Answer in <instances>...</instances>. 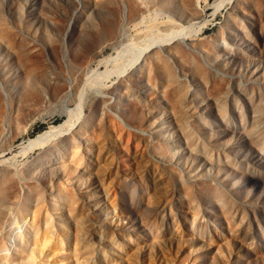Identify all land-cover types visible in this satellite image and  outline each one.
I'll return each mask as SVG.
<instances>
[{
  "label": "rangeland",
  "instance_id": "obj_1",
  "mask_svg": "<svg viewBox=\"0 0 264 264\" xmlns=\"http://www.w3.org/2000/svg\"><path fill=\"white\" fill-rule=\"evenodd\" d=\"M0 84V264H264V0H0Z\"/></svg>",
  "mask_w": 264,
  "mask_h": 264
},
{
  "label": "bare ground",
  "instance_id": "obj_2",
  "mask_svg": "<svg viewBox=\"0 0 264 264\" xmlns=\"http://www.w3.org/2000/svg\"><path fill=\"white\" fill-rule=\"evenodd\" d=\"M204 23V24H202ZM206 24V20L199 23V22H193V23H190L188 26H185V27H182L181 30L179 31H176V32H172L171 34H168V35H165V36H162V37H157V38H150L148 41H147V44L143 47H136L133 45V43H131V45H127L123 50V52H121L120 54L118 53V58H121L123 60V62H118V59H117V56L116 58H114L112 60V63L114 65L112 71H116L115 73L116 74H120L123 72V66L127 67V66H130V65H134L135 63L138 62V60L142 57L143 54H145L150 48L151 46L153 45H162V44H165L167 42H172V41H175L177 40L178 38H182L183 36H188L189 34H191L190 31L188 30H192L194 27H196V29L193 31V33H197L203 26L202 25H205ZM121 60V61H122ZM110 61V60H109ZM92 73L91 72V76H92ZM96 73V72H95ZM93 73L94 77H96L97 79H101L103 77H107V76H110L112 74L111 71H104L102 74H95ZM99 90V89H98ZM97 90V91H98ZM0 92L3 93L2 91V86L0 84ZM0 93V104H1V100H4L5 99V93H3V95ZM82 99V95H79L78 96V102H79V105L81 104V100ZM78 106V105H77ZM78 108V107H77ZM79 109V108H78ZM0 114H1V111H0ZM2 118V116H0ZM1 121V120H0ZM5 123V122H3ZM3 126V125H2ZM5 129V128H4ZM3 129V130H4ZM4 132V131H3ZM52 132V131H51ZM50 132V133H51ZM53 133V132H52ZM65 134V133H64ZM5 135V134H4ZM49 134L47 132V134L44 133V135H41L40 137H38L35 141L33 142H29V145L30 146H35L37 145V143L47 137ZM55 135V134H54ZM59 137V136H58ZM79 137V136H78ZM57 138V137H56ZM10 142V141H9ZM12 142V141H11ZM10 142V143H11ZM4 144V143H3ZM7 144V142L5 143V145ZM75 138L71 135V136H62V138H60L58 141H54L52 142L50 145H48L47 147H42L40 148L41 152L37 154V156L34 158V161H33V164L37 163L43 156H47V154L49 152H52V150L54 148L56 149H61L62 152H58V157H63V155L66 154V151H65V148L64 147H68L69 145L71 147H74L75 145ZM58 145V146H57ZM8 146V145H6ZM63 146V147H61ZM1 147V146H0ZM7 148V147H6ZM11 148V147H10ZM45 148V149H44ZM2 149V148H1ZM64 149V150H63ZM2 150H5V148H3ZM2 152V151H1ZM3 153V152H2ZM4 154V153H3ZM1 154V155H3ZM2 160V159H1ZM7 161V160H6ZM2 161H0L1 163ZM9 162V161H8ZM7 162V163H8ZM5 162H2L3 166H1V169L2 167H4V164ZM13 162H11L10 164L12 165ZM0 164V165H2ZM7 166V165H6ZM13 166V165H12ZM11 166V167H12ZM15 168V167H14ZM8 169V168H7ZM13 169V168H12ZM17 169V168H16ZM3 170L0 171L1 175H0V181H1V187H0V211L2 208L4 203H6V201L9 199V200H12L10 199L9 197H13V195L15 194H18L20 195L21 194V191H23L25 194V199L27 198L29 200V202H32L33 205H38L39 202L37 201V195L38 193H40L41 191L38 189V186L35 185V182L30 180L29 178H27L26 176V173H25V177H21L20 175H22V173L24 174V172L22 171V173L19 175L18 172L14 171V170H4V172H2ZM67 171L65 170V168L61 169L59 167H53V168H50V170L48 171V174L50 173L51 174V177H56V176H63V178H67V176H65V173ZM71 173V172H70ZM28 176H31L30 174H28ZM27 178V179H25ZM49 183L47 184H44V188L47 187ZM50 189L48 188V191ZM13 193L14 191V194L11 195V192ZM17 191H20V192H17ZM16 198V197H15ZM22 199H23V196H22ZM68 201L70 200V197H67ZM15 199H13L14 201ZM24 201V199H23ZM12 202V201H11ZM10 202V203H11ZM52 206H55L54 203H51ZM14 205V204H13ZM10 207V206H9ZM28 207V206H27ZM25 208V207H23ZM6 209V208H5ZM3 210V209H2ZM5 211V210H4ZM7 211V210H6ZM5 211V212H6ZM1 216V214H0ZM3 216V215H2ZM1 216V217H2ZM5 216V215H4ZM4 220V218H2ZM1 221V220H0ZM1 224V223H0Z\"/></svg>",
  "mask_w": 264,
  "mask_h": 264
}]
</instances>
